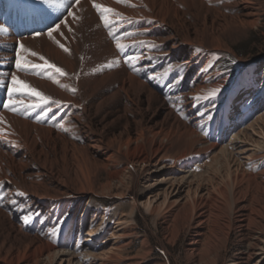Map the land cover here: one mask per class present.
I'll return each mask as SVG.
<instances>
[{
  "label": "bare ground",
  "instance_id": "bare-ground-1",
  "mask_svg": "<svg viewBox=\"0 0 264 264\" xmlns=\"http://www.w3.org/2000/svg\"><path fill=\"white\" fill-rule=\"evenodd\" d=\"M96 2L121 13L115 28L123 50L108 36L92 0L78 5L75 0H0L5 29L0 32V264H53L57 259L92 264L99 254L95 238L77 236L68 248L73 232L70 217H63L73 212L65 209L70 199L110 195L126 178L135 184V165L151 175L166 155L177 161L214 150L204 166L158 179L172 188L185 186L190 197L168 203L172 207L160 221L161 246L166 252L188 234L186 264H264V168L241 166L233 139L221 146L222 129L230 133L235 125L228 123L234 121L231 108L221 112L219 98L234 79L220 77L218 64L258 26L264 0H130L134 7L117 0ZM56 25L61 27L53 35L69 52L47 35ZM21 43L68 75L54 69L18 71ZM153 43L157 47H150ZM21 55L42 63L23 50ZM169 65L172 71L165 77ZM11 73L61 104L50 103L52 111L40 119L41 109H24L30 103L27 94L13 97L24 102L16 105L19 111L5 108ZM215 88L220 91L214 98L197 100ZM137 209L135 202L121 205L129 216ZM25 216H30L27 223ZM92 228L87 232L93 236ZM151 251L144 241L128 257L129 264H144ZM116 254L99 264H119ZM153 264L172 263L166 257Z\"/></svg>",
  "mask_w": 264,
  "mask_h": 264
},
{
  "label": "rangeland",
  "instance_id": "rangeland-1",
  "mask_svg": "<svg viewBox=\"0 0 264 264\" xmlns=\"http://www.w3.org/2000/svg\"><path fill=\"white\" fill-rule=\"evenodd\" d=\"M233 49L234 53L226 51L218 60L220 77L230 75L234 79L227 93H223L219 98L222 107L220 109L222 112L225 107L231 108L228 114L233 113L231 119L234 117V121L236 120L228 122L235 125L230 133L226 128L222 129L221 146L233 139L234 157L240 159L241 166L245 165L250 171L252 169L260 171L264 168V156L259 157L264 153V92L262 95L259 94V88L264 83V13L260 16L258 26L248 36L239 40ZM234 101H238L235 104L240 103L239 107L235 108ZM234 133L236 135L232 136ZM216 152L217 150H214L206 157L191 155L183 160H177L178 162L174 160V156L166 155L164 160L156 164L157 171L151 175L142 173L140 165H135V170L139 172L135 184L130 178H126L120 190L110 195L91 198L85 195L81 200L70 199L69 206L65 209L74 208L73 212H67L63 217V219L70 217L69 229L73 232L68 242L66 241L68 248L74 247L77 236L92 237L95 238V248L99 253L92 264L108 261L109 254L115 252L120 257L119 264H129L128 257L136 253L146 241L151 245L152 251L143 258L144 264L164 261L166 257L172 264H186L184 246L188 241V234L182 235L173 245L169 244L165 252L159 241L163 235L160 221L172 207L168 206V203L173 201L176 205L190 197H186L185 186L179 189L172 188L168 182L164 180L160 182L158 179L181 176L199 163H204V166L209 161V156ZM190 165L193 166L189 167ZM164 170H167V174L163 173ZM127 173L128 169L124 174ZM155 180L156 184L151 186L150 183ZM200 193L206 194L205 190H201ZM131 202H135L138 209L129 216L125 211H121V205ZM115 211L117 213L113 215ZM81 226L85 231L79 230ZM89 226L94 227L92 231L95 235L87 232ZM97 234L99 235L96 237ZM233 249L234 246L230 245L229 252ZM53 264L67 263L57 259Z\"/></svg>",
  "mask_w": 264,
  "mask_h": 264
},
{
  "label": "snow or ice",
  "instance_id": "snow-or-ice-1",
  "mask_svg": "<svg viewBox=\"0 0 264 264\" xmlns=\"http://www.w3.org/2000/svg\"><path fill=\"white\" fill-rule=\"evenodd\" d=\"M76 4L78 5L80 0H75ZM118 3H123V4H129L130 6H135L130 4V0H117ZM92 7L95 9V11L99 14V20L103 22V26L108 29V36L112 37L113 40L116 41V48L119 50H123V45L120 43V36L117 34L118 30L115 28V24L118 22L119 19H122L121 13L117 12L115 9L111 7H107L104 4L97 3L96 0H92ZM70 16H73L74 19H79L74 13L70 12ZM110 15H114L117 17V20L114 21L110 19ZM60 25H56L55 28H50L48 30V37L55 40V42L59 45L60 48H62L65 52H69V49L65 47L64 44H62L59 40L56 39V37L53 35L54 32H58L60 29ZM5 29L3 26H0V32H4ZM69 31L71 29L69 28ZM60 35H63V33H59ZM37 36L40 34L37 33ZM125 36L132 35L131 33H124ZM140 43H144L141 41ZM150 47H157L154 43L150 45ZM21 50L24 52L30 53L32 57H38L39 61H42V63H34L30 60H28L25 56L21 55ZM132 58H129V66L133 68L134 71L137 69L135 68L134 65L130 63ZM15 65L16 69L21 72H27L29 70L35 69V70H52L54 69L55 73L59 74L60 76H67L68 73H66L62 68L58 67L55 63H50L48 59H46L43 55H39L37 52L32 51L30 49L25 48L24 44L21 43L19 45V49L16 51V57H15ZM109 67L112 66V64L108 65ZM172 71V65H169L168 68L164 72V76L166 77L169 72ZM37 74H40L37 72ZM48 77L50 79H54V76L52 75L51 72H48ZM11 81L10 84L7 88L8 95H9V102L4 104L5 108H8L10 111L16 112L19 111L16 107V105H23V101L19 100H14L13 97L16 96L17 94L24 95L27 94L28 99L30 100V103L27 105H24L25 110H32L34 111L35 109L39 108L41 109L40 115L37 117V119H40L42 117H45L48 115L49 112L52 111L51 107H49V104H55L59 106L61 104V101L59 100H54L52 97L45 95L43 92L39 91L37 88L31 86L24 80H21L15 73H11ZM59 83L58 81H56ZM62 88H67V85L60 84L59 85ZM72 92H75L76 89L72 88L70 89ZM220 91L219 88H215L209 91L208 95L204 97H197V100L199 99H208L211 100L212 98L215 97V95ZM35 98L34 100L32 98ZM179 110V109H177ZM203 115V114H202ZM57 127L63 128L64 131H69V129L64 128L62 124H58ZM25 193L19 192L18 195H24ZM13 203H16L13 201ZM25 223L29 222L30 216H25L23 217ZM55 232V229L53 230Z\"/></svg>",
  "mask_w": 264,
  "mask_h": 264
}]
</instances>
